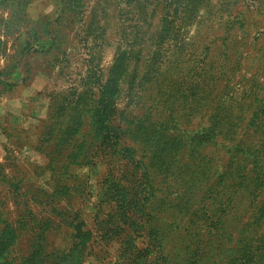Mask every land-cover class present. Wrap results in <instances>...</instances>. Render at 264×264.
<instances>
[{
  "label": "rangeland",
  "instance_id": "obj_1",
  "mask_svg": "<svg viewBox=\"0 0 264 264\" xmlns=\"http://www.w3.org/2000/svg\"><path fill=\"white\" fill-rule=\"evenodd\" d=\"M0 112V264H264V0H0Z\"/></svg>",
  "mask_w": 264,
  "mask_h": 264
},
{
  "label": "trees",
  "instance_id": "obj_2",
  "mask_svg": "<svg viewBox=\"0 0 264 264\" xmlns=\"http://www.w3.org/2000/svg\"><path fill=\"white\" fill-rule=\"evenodd\" d=\"M43 141H45L46 139L43 138L42 139ZM104 142H106L105 140H102ZM99 159V158H98ZM26 224L25 223H21L19 222V228H15L12 226L11 223L7 222L6 223V229L10 232V233H15L16 234V230L17 231H22L23 229H25L23 226H25ZM45 231V230H44ZM45 235H47L46 231L45 232H40L39 234L36 235L37 238H43Z\"/></svg>",
  "mask_w": 264,
  "mask_h": 264
},
{
  "label": "crops",
  "instance_id": "obj_3",
  "mask_svg": "<svg viewBox=\"0 0 264 264\" xmlns=\"http://www.w3.org/2000/svg\"><path fill=\"white\" fill-rule=\"evenodd\" d=\"M4 114L5 113L0 112V138H2L3 134H4V132H3V121H2Z\"/></svg>",
  "mask_w": 264,
  "mask_h": 264
}]
</instances>
